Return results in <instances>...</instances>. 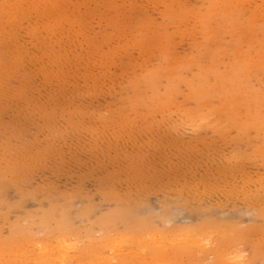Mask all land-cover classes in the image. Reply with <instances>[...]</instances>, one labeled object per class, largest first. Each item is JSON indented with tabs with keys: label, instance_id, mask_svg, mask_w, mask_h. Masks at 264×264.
Segmentation results:
<instances>
[{
	"label": "rangeland",
	"instance_id": "rangeland-1",
	"mask_svg": "<svg viewBox=\"0 0 264 264\" xmlns=\"http://www.w3.org/2000/svg\"><path fill=\"white\" fill-rule=\"evenodd\" d=\"M242 1L0 0V168L19 172L2 194L24 204L0 236L29 213L40 238L60 203L96 250L120 204L154 231L251 228L236 255L264 264V0Z\"/></svg>",
	"mask_w": 264,
	"mask_h": 264
},
{
	"label": "bare ground",
	"instance_id": "bare-ground-1",
	"mask_svg": "<svg viewBox=\"0 0 264 264\" xmlns=\"http://www.w3.org/2000/svg\"><path fill=\"white\" fill-rule=\"evenodd\" d=\"M228 1V0H227ZM242 1V0H241ZM238 0V2H241ZM247 1V0H246ZM263 1V0H262ZM236 2V1H235ZM243 2V1H242ZM245 2V1H244ZM254 2V1H253ZM230 3V2H229ZM256 3V2H255ZM264 3V1H263ZM179 5V4H178ZM214 5V4H213ZM240 5V4H239ZM259 5V4H258ZM262 5V4H261ZM243 6V4H242ZM241 6V7H242ZM246 6V4H245ZM256 6V5H255ZM254 6V7H255ZM244 7V6H243ZM259 7V6H258ZM235 8V7H234ZM263 8V7H262ZM56 9V8H55ZM230 9V8H229ZM233 9V8H232ZM231 9V10H232ZM259 8H257L258 10ZM25 10V9H24ZM31 10V9H30ZM197 10V9H195ZM217 10V9H216ZM255 10V9H254ZM252 10V12L254 11ZM263 10V9H261ZM207 12V11H206ZM212 12V11H211ZM216 12V11H215ZM220 12V11H219ZM251 12V11H250ZM255 12V11H254ZM185 13V11H184ZM194 13V12H193ZM226 13V12H224ZM242 13V12H241ZM174 14V13H173ZM205 14V13H204ZM260 14V13H259ZM262 14V12H261ZM256 15V14H255ZM179 16V15H177ZM193 16V15H192ZM196 16V15H194ZM200 16V14H199ZM206 16V15H205ZM235 16V15H234ZM204 17V16H203ZM209 17V16H208ZM213 17V16H212ZM211 17V18H212ZM242 17V15H241ZM257 17V16H256ZM264 17V16H263ZM180 18V17H179ZM189 18V17H188ZM192 18V17H190ZM206 18V17H205ZM227 18V17H226ZM225 18V19H226ZM244 18V17H243ZM242 20L240 21H243ZM254 18V17H253ZM195 19V18H194ZM224 19V18H222ZM251 19V18H250ZM249 19V20H250ZM254 21V19H251ZM235 20H233L234 23ZM240 21L238 22L239 25H241ZM247 21V19H246ZM188 22V21H187ZM236 22V21H235ZM244 22V21H243ZM258 22V21H257ZM198 23V22H197ZM196 23V24H197ZM248 23V22H247ZM256 23V22H254ZM264 23V22H263ZM183 24V23H182ZM193 24V23H192ZM230 24V23H229ZM237 24V23H236ZM250 24V23H249ZM200 25V24H199ZM233 25V24H232ZM245 25V23H244ZM257 25V24H256ZM210 26V25H209ZM223 26V25H222ZM251 26V25H250ZM253 26V25H252ZM212 27V26H211ZM238 27V25H237ZM242 27V26H241ZM199 28V27H198ZM206 28V27H205ZM209 28V27H208ZM246 28L249 29L247 26ZM202 29V28H201ZM223 29V28H222ZM225 29V28H224ZM230 29V28H229ZM237 29V28H236ZM240 29V28H239ZM252 29V28H250ZM191 30V29H190ZM211 30V29H210ZM243 30V29H242ZM256 30V29H255ZM233 31V30H232ZM239 31V30H238ZM190 32V31H189ZM210 32V31H209ZM240 32V31H239ZM212 33V32H211ZM229 33V32H228ZM242 33V32H241ZM255 33V32H254ZM10 34V33H9ZM237 34V33H236ZM240 34V33H239ZM251 35V34H250ZM258 35V34H257ZM13 36V35H12ZM197 36V35H196ZM206 36V35H205ZM235 37V35H234ZM252 37V35H251ZM255 37V35H254ZM208 38V37H207ZM213 38V37H212ZM203 39V38H202ZM211 41V40H210ZM254 41V40H253ZM251 42V41H249ZM255 42V41H254ZM258 42V41H257ZM244 43V42H242ZM213 44V43H212ZM256 44V43H255ZM204 45V44H203ZM251 45V44H250ZM220 46V45H219ZM264 46V45H263ZM217 47V46H216ZM240 49V47H239ZM262 49V48H261ZM241 50V49H240ZM247 50V49H246ZM255 50V49H254ZM253 50V51H254ZM258 50V49H257ZM237 51H239L237 49ZM264 52H262L263 54ZM7 54V53H6ZM232 54V53H231ZM237 53L236 55H238ZM261 54V55H262ZM252 55V54H251ZM260 55V54H259ZM258 56L257 61H258ZM204 56V55H203ZM243 56V55H240ZM253 56V55H252ZM264 56V55H263ZM239 57V56H238ZM261 57V56H260ZM237 58V57H236ZM235 58V59H236ZM242 58V57H240ZM238 59V58H237ZM261 59V58H260ZM10 60V59H9ZM240 60V59H239ZM256 61V59H254ZM264 60V59H263ZM13 61V60H12ZM236 65L238 64V61L235 60ZM9 62V61H8ZM198 62V61H197ZM234 62V60H233ZM232 62V63H233ZM240 62V61H239ZM245 62V61H244ZM250 62V61H249ZM248 62V63H249ZM253 62L250 66L253 65ZM257 63V62H255ZM261 63V62H260ZM212 64V63H211ZM240 64L243 65V62H240ZM259 64V63H258ZM257 65L259 69V65ZM229 65V64H228ZM246 65V64H245ZM244 65V66H245ZM198 66V65H197ZM210 66V65H209ZM235 66V65H234ZM240 66V65H239ZM249 66V67H250ZM17 67V66H15ZM200 67V66H199ZM236 67V66H235ZM242 66L239 68L241 69ZM244 70L245 67H243ZM251 68V67H250ZM254 68V67H252ZM226 69V68H225ZM228 69V68H227ZM232 69V65L231 68ZM238 71H241V70ZM235 70V69H233ZM172 71V70H171ZM249 71V69H248ZM254 71V70H253ZM260 71V70H259ZM222 72V71H221ZM229 72V71H228ZM227 72V73H228ZM247 72V71H246ZM252 72V70H251ZM261 72V71H260ZM11 73V72H10ZM153 74V72H151ZM223 73V72H222ZM263 73V72H262ZM151 74V75H152ZM166 74V73H165ZM173 75V72L171 73ZM202 74V73H201ZM241 74V72H240ZM252 74V73H251ZM155 75V74H154ZM168 75V74H166ZM197 75V74H196ZM218 75V74H217ZM220 75V74H219ZM218 75V76H219ZM230 75V74H229ZM238 75V74H237ZM236 75V77H237ZM249 75V73H248ZM254 75V73L252 74ZM257 75V74H256ZM255 75V76H256ZM217 76V78H219ZM224 76V75H221ZM220 76V77H221ZM247 76V74H246ZM254 76V77H255ZM259 76H261L259 74ZM264 76V75H263ZM168 77V76H167ZM170 78L172 76H169ZM215 75L213 76V78ZM226 77V76H225ZM235 77V78H236ZM241 77V76H239ZM245 77V76H242ZM241 77V78H242ZM253 77L249 75V78ZM169 78V79H170ZM216 78V79H217ZM234 78V80H235ZM264 78V77H263ZM195 79V77H194ZM198 79V78H197ZM212 79V78H211ZM215 79V80H216ZM237 79V78H236ZM243 79V78H242ZM252 79V78H251ZM256 79V77H255ZM168 80V79H167ZM166 80V81H167ZM223 80V79H222ZM230 80V79H229ZM244 80V79H243ZM245 81V80H244ZM148 82V81H147ZM201 82V81H200ZM215 82V81H214ZM217 83L219 81H216ZM221 82V81H220ZM146 83V82H145ZM211 83V82H210ZM223 83V81H222ZM229 83V82H228ZM263 83V82H262ZM143 84V83H142ZM148 84L145 86L148 88ZM198 84V83H196ZM230 84V83H229ZM234 84V83H233ZM238 84V83H236ZM226 85V84H225ZM215 86V85H214ZM219 86V85H218ZM192 87V86H191ZM197 87V86H196ZM210 87V86H209ZM227 87V86H226ZM229 87V86H228ZM237 87H239L237 85ZM136 88V87H135ZM203 88V87H202ZM231 88V87H230ZM192 89V88H190ZM196 89V88H195ZM201 89V88H199ZM139 90V89H138ZM141 90V89H140ZM155 90V89H153ZM202 90V89H201ZM200 90V91H201ZM203 90H206L203 89ZM202 90V91H203ZM214 90V89H213ZM152 91V90H151ZM190 91V90H189ZM197 91V90H196ZM199 91V90H198ZM201 91V92H202ZM221 91V90H220ZM192 92V91H191ZM206 92V91H205ZM208 92V91H207ZM228 92V91H227ZM199 93V92H198ZM203 93V92H202ZM210 93V92H209ZM241 93L238 90H236V96ZM149 94V93H148ZM140 95V94H138ZM193 95V94H192ZM191 95V96H192ZM223 95V94H222ZM162 96V94H161ZM189 96V97H191ZM143 97V95H142ZM198 97V96H197ZM196 97V98H197ZM141 98V97H140ZM177 98V97H176ZM192 98H194L192 96ZM191 98V100H192ZM170 99V98H169ZM190 99V98H189ZM236 99V98H235ZM218 100V99H217ZM242 99H240L241 101ZM262 100L264 101V97H262ZM262 100H257L256 104L258 106L261 105ZM144 101V100H143ZM174 101V100H173ZM209 101V100H208ZM142 102V101H141ZM197 102V101H196ZM225 102V100H224ZM229 102L228 100L226 101ZM235 102H239L236 101ZM151 103V102H150ZM244 103V102H243ZM246 103V102H245ZM195 104V103H194ZM221 104V103H220ZM224 104V103H223ZM232 104V103H231ZM239 104V103H237ZM138 105V104H137ZM198 105V104H197ZM226 105V104H225ZM224 105V106H225ZM240 105V104H239ZM171 106V105H170ZM195 106V105H194ZM200 106V105H199ZM197 106V108L199 107ZM207 106V105H206ZM233 106V105H232ZM235 106V104H234ZM237 106V105H236ZM235 106V107H236ZM242 106V105H241ZM251 106V105H250ZM167 107V106H166ZM165 107V108H166ZM213 107V106H212ZM228 106L226 105V108ZM238 107V106H237ZM236 107V108H237ZM158 108V107H157ZM162 108V109H165ZM196 108V107H195ZM226 110V108L222 107ZM222 108H220L222 110ZM232 108V107H231ZM249 108V107H248ZM234 109V108H233ZM242 109V108H241ZM245 109V106H244ZM261 109V108H260ZM170 110V109H169ZM225 110H223L225 112ZM229 110V109H228ZM166 113L167 108H166ZM215 111V110H214ZM231 110L227 111L230 112ZM238 111V110H237ZM242 111V110H241ZM246 111V110H244ZM164 112V111H163ZM170 112V111H169ZM189 112V111H188ZM187 112V113H188ZM198 112V111H197ZM218 112V109L216 110ZM215 112V113H216ZM235 112V110H233ZM194 113V111H193ZM223 113V112H222ZM231 113V112H230ZM243 113V112H241ZM189 114V113H188ZM191 114V112H190ZM218 114V113H217ZM224 114V113H223ZM201 117L202 114H200ZM220 115V114H219ZM226 114H224L225 116ZM228 115V114H227ZM226 115V116H227ZM199 116V115H197ZM223 116V115H222ZM194 117V116H193ZM199 118V117H198ZM197 118V119H198ZM227 118V117H226ZM222 119V117H221ZM195 120V119H194ZM207 120V119H205ZM243 120V119H242ZM191 121V120H189ZM215 121V120H213ZM218 121V120H217ZM220 122V121H218ZM239 122V121H238ZM243 122V121H241ZM240 122V123H241ZM214 123V122H213ZM225 123V121H224ZM222 122V127L223 124ZM210 124V123H209ZM212 124V123H211ZM215 124V123H214ZM213 124V125H214ZM226 124V123H225ZM235 125V124H234ZM237 125V123H236ZM240 125V124H239ZM218 126V125H217ZM220 127V126H219ZM228 128V127H227ZM246 131V130H244ZM220 133V132H219ZM263 147V145H262ZM264 148V147H263ZM19 153V152H18ZM14 155V154H13ZM2 157V156H1ZM8 164V163H7ZM11 164V163H10ZM5 165V164H4ZM13 165V164H12ZM3 166V165H1ZM13 167H8L6 169L0 168V221L1 220H10V214L11 211H14V209H18L23 207L22 201L13 203L10 200H7L2 192L4 193L3 189L7 190L9 184L3 183L6 176L10 175L11 178H15L19 172L15 173L16 170L13 172L11 170ZM8 173V174H7ZM7 179V178H6ZM9 183V182H8ZM8 186V187H6ZM5 190V191H6ZM2 194V195H1ZM25 195V194H24ZM109 195V194H108ZM27 196V195H26ZM32 196V195H31ZM40 196V195H39ZM24 197V196H23ZM31 198V197H30ZM38 198V197H37ZM29 199V198H27ZM54 199V198H52ZM119 199V198H118ZM259 199V198H258ZM262 200V199H261ZM260 200V201H261ZM26 202V199L24 200ZM28 201V200H27ZM24 202V203H25ZM127 203V202H126ZM67 204V203H66ZM69 204V203H68ZM73 204V203H71ZM41 205V204H40ZM65 205V203L63 204ZM120 205V204H119ZM118 209L112 212L111 214L107 215L106 218H102L103 220H99V223L97 226H100V238L99 241L96 243L98 246L97 249L95 248V245H89L91 240L90 234L87 232H83L82 234H79L76 228H74L71 225V217L69 215L67 208H59V206H56L53 202H50L48 205V209L46 211H42L39 220H38V227H41L43 231H39L40 233L45 232L43 236L40 234V238L36 239V237H39L38 235L34 238V234L31 233V227L35 225L34 217L31 214H27L25 217L21 218V222L19 221H13L8 223V233L5 238L0 236V264H244V260H241V257H244L243 254L237 256V253H240L241 248V238L238 237V235H241V237H246L250 232L251 228H249V232L246 231V234H243V231L240 232L238 228L236 227V231H233L236 233V236L233 231H231V228L226 223H217L215 221H204L200 225L193 226V227H187L184 228L185 230H179L178 232L174 231L172 233V230H156L154 231L151 222H149L147 219H144L140 216L133 215L127 208H124L123 206H119ZM123 205V204H122ZM26 206V205H25ZM44 206V205H43ZM66 206V205H65ZM163 207V206H162ZM130 209V208H129ZM2 210L4 211L2 213ZM168 210V209H167ZM17 211V210H15ZM14 211V212H15ZM139 211V210H138ZM142 211V210H141ZM13 212V213H14ZM261 212V211H260ZM2 213V214H1ZM10 213V214H9ZM75 213V212H74ZM85 213V212H84ZM157 213V212H156ZM86 214V213H85ZM84 214V215H85ZM88 214V213H87ZM165 214V213H164ZM163 214V215H164ZM72 215V213H71ZM9 216V217H8ZM169 216V214H168ZM260 216L262 214L260 213ZM259 216V217H260ZM164 217V216H163ZM161 217V219L163 218ZM9 218V219H8ZM16 218V217H15ZM78 218V217H77ZM76 218V219H77ZM89 218V217H88ZM170 218V217H169ZM190 218V217H189ZM188 218V219H189ZM17 219V218H16ZM73 219V218H72ZM263 219V218H262ZM164 220V219H162ZM167 220V219H166ZM173 220V219H172ZM79 221V219H78ZM84 221V219H83ZM165 221V220H164ZM119 223L122 226V229L119 230V226L116 225V223ZM167 222V221H166ZM171 222V221H170ZM168 221V223H170ZM1 223V222H0ZM4 223V222H2ZM81 223V222H80ZM2 225V224H1ZM0 225V226H1ZM7 225V224H6ZM86 225V224H85ZM96 225V224H95ZM36 226V227H37ZM92 226V225H91ZM117 226L118 229H114V227ZM169 226V225H168ZM167 226V227H168ZM2 228V226L0 227ZM80 228V227H79ZM86 228V227H85ZM116 231L113 232V229ZM121 228V227H120ZM262 228V227H261ZM89 231V228H87ZM247 229V228H246ZM244 228V230H246ZM82 230V229H81ZM92 230V227L91 229ZM119 230V231H118ZM243 230V229H242ZM260 230V229H259ZM262 230V229H261ZM77 231V232H76ZM86 231V230H85ZM95 231V230H94ZM259 232V231H258ZM257 232V233H258ZM256 233V234H257ZM262 234V232H261ZM156 236L158 241H155L151 243L147 242V240H144L146 236ZM250 236V235H249ZM255 237V236H254ZM262 237H264V232ZM150 238V237H149ZM249 238V237H247ZM85 240H88L90 242L89 244L85 245ZM144 240V241H143ZM247 240V239H246ZM252 240V239H251ZM250 241V238H249ZM87 242V243H88ZM146 242V243H144ZM248 242V240H247ZM256 242V241H255ZM264 242V241H261ZM260 242V243H261ZM132 247L130 252L124 253L126 250H124V247ZM243 246V244H242ZM245 247V246H244ZM247 247V246H246ZM249 248V247H248ZM124 251V252H123ZM28 253V254H27ZM237 254V255H236ZM210 256V258H208ZM183 258H185V262L183 263ZM249 264L250 261L247 260ZM260 261V260H259ZM243 262V263H242ZM258 262V261H257ZM259 263V262H258ZM260 264V263H259Z\"/></svg>",
	"mask_w": 264,
	"mask_h": 264
}]
</instances>
